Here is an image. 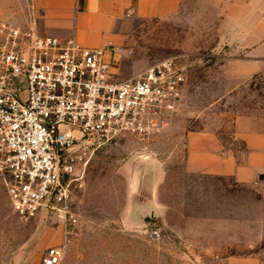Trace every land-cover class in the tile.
<instances>
[{
	"label": "rangeland",
	"instance_id": "obj_1",
	"mask_svg": "<svg viewBox=\"0 0 264 264\" xmlns=\"http://www.w3.org/2000/svg\"><path fill=\"white\" fill-rule=\"evenodd\" d=\"M36 2L0 0V21L40 34ZM226 2L182 0L174 16L131 18L105 44L118 80L177 57L187 71L182 103L151 139L125 137L94 152L82 185L71 183L78 222L68 230L48 210L22 220L0 178V264H43L55 245L64 250L59 264H264L263 190L186 169L189 136H213L241 155L237 122L264 109V62L223 38Z\"/></svg>",
	"mask_w": 264,
	"mask_h": 264
},
{
	"label": "built area",
	"instance_id": "obj_2",
	"mask_svg": "<svg viewBox=\"0 0 264 264\" xmlns=\"http://www.w3.org/2000/svg\"><path fill=\"white\" fill-rule=\"evenodd\" d=\"M106 47L0 21V178L22 220L48 210L66 230L75 225L71 183L82 185L94 152L125 137L151 139L182 103L187 71L177 57L118 80ZM63 255L51 246L43 264Z\"/></svg>",
	"mask_w": 264,
	"mask_h": 264
},
{
	"label": "crops",
	"instance_id": "obj_3",
	"mask_svg": "<svg viewBox=\"0 0 264 264\" xmlns=\"http://www.w3.org/2000/svg\"><path fill=\"white\" fill-rule=\"evenodd\" d=\"M182 0H37L35 28L42 35L74 38L86 46H104L116 40L131 18H167L177 14ZM223 38L251 60L264 62V0H227L221 25ZM236 137L245 151H227L208 135L187 141L186 169L212 177H232L257 184L264 192V109L239 119ZM229 264H261L256 260Z\"/></svg>",
	"mask_w": 264,
	"mask_h": 264
}]
</instances>
